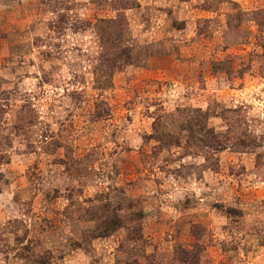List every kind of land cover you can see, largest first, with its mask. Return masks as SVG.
Instances as JSON below:
<instances>
[{"label":"rangeland","instance_id":"1","mask_svg":"<svg viewBox=\"0 0 264 264\" xmlns=\"http://www.w3.org/2000/svg\"><path fill=\"white\" fill-rule=\"evenodd\" d=\"M0 264H264V0H0Z\"/></svg>","mask_w":264,"mask_h":264}]
</instances>
